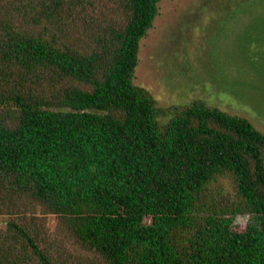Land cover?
Instances as JSON below:
<instances>
[{
    "label": "trees",
    "instance_id": "16d2710c",
    "mask_svg": "<svg viewBox=\"0 0 264 264\" xmlns=\"http://www.w3.org/2000/svg\"><path fill=\"white\" fill-rule=\"evenodd\" d=\"M161 1L0 0V264H264V132L136 82Z\"/></svg>",
    "mask_w": 264,
    "mask_h": 264
},
{
    "label": "rangeland",
    "instance_id": "374dc122",
    "mask_svg": "<svg viewBox=\"0 0 264 264\" xmlns=\"http://www.w3.org/2000/svg\"><path fill=\"white\" fill-rule=\"evenodd\" d=\"M136 82L159 105L204 99L264 132V0H162Z\"/></svg>",
    "mask_w": 264,
    "mask_h": 264
}]
</instances>
